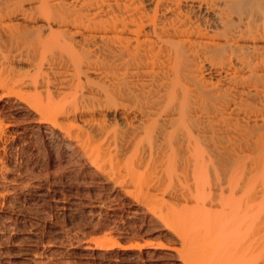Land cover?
I'll return each mask as SVG.
<instances>
[{"label":"bare ground","instance_id":"1","mask_svg":"<svg viewBox=\"0 0 264 264\" xmlns=\"http://www.w3.org/2000/svg\"><path fill=\"white\" fill-rule=\"evenodd\" d=\"M2 64L0 138L27 97L26 131L103 178L92 202L143 169L188 264H264V0H0Z\"/></svg>","mask_w":264,"mask_h":264},{"label":"rangeland","instance_id":"2","mask_svg":"<svg viewBox=\"0 0 264 264\" xmlns=\"http://www.w3.org/2000/svg\"><path fill=\"white\" fill-rule=\"evenodd\" d=\"M3 65L5 64L0 65L3 70L0 69L1 73L5 71ZM19 67L24 72L29 70L28 65L23 64ZM8 71L15 76L10 68ZM22 71L21 73H24ZM7 73L0 74V77ZM8 75L10 74L5 78ZM11 76H8L10 83L13 82L10 80ZM22 90L25 92V89ZM22 99L25 101L23 97ZM24 101L22 105H25H21L24 109L22 113L7 115L5 123H9L6 124L9 126L4 136L0 138V264H113L115 258L126 264H149L148 258L143 255L147 250L138 247L155 242L164 245L165 249L157 250V255L159 253L160 256H166V264H182L185 259L183 253L179 255V252H174H184L181 251L179 239L172 236L175 235L174 230L171 229L172 233L170 227H167L168 231L162 226L163 223H167L166 220L164 222L159 220L162 215L163 217L168 215L170 210L168 211L167 204L172 201L166 194L161 200V192L153 191L151 182L153 176L142 169L139 171L142 177L135 176L139 180L131 178L140 185L142 183V186H138L139 190L137 184L136 188L128 184L129 188L126 190L131 192L130 197L124 196L123 193L119 195L111 192V185L106 186L107 190L101 195L113 203L116 202L113 205L114 211L92 202L104 182L103 178L92 177L89 168L83 165L84 162H78L75 157L70 156L68 159L62 156L59 143L49 144L37 132H27L26 130L35 124V120L33 122L34 114L28 111V104ZM121 163L118 164L122 165ZM109 164L107 170H110ZM112 170L115 171L114 168ZM121 171L115 172L121 174ZM127 174L125 172L123 175ZM167 199L169 201H166ZM128 210L131 216L127 215ZM151 210L153 211L149 212ZM132 212L135 215L137 214L135 212H145L142 217L144 222L140 224V221L135 220L138 216L132 215ZM192 230L194 228L189 229ZM173 246L180 250L166 249ZM192 258L194 259L193 256ZM187 260L185 259V262Z\"/></svg>","mask_w":264,"mask_h":264}]
</instances>
